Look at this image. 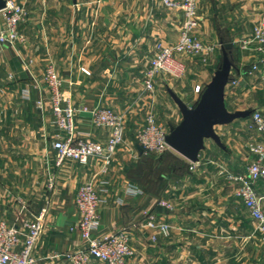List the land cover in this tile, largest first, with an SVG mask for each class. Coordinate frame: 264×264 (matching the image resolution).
Masks as SVG:
<instances>
[{
    "label": "crops",
    "instance_id": "0c3cea01",
    "mask_svg": "<svg viewBox=\"0 0 264 264\" xmlns=\"http://www.w3.org/2000/svg\"><path fill=\"white\" fill-rule=\"evenodd\" d=\"M15 1L27 12L20 27L27 43L6 48L0 55V220L16 226L19 220H32L42 207H48L35 251L36 264H68L46 258L56 250L76 252L85 246L78 232L70 229L79 222L75 199L86 184L95 187L102 201L98 236L122 232L134 251L133 264H162L164 257L182 254L184 249H242L244 225L232 210L231 193L226 190L225 181L219 182L223 179L217 169L219 165L230 170L245 167L248 154L240 145L221 150L205 141L199 161L190 171L188 161L168 151L165 154L172 162L167 165L171 168L169 176H158L136 145L135 133L150 114L156 113L159 102L168 107L169 121L179 124L182 119L178 108L169 105L162 94L165 84L161 79L157 78L150 94L145 93L142 82L155 44H172L178 39L182 23L179 8L168 9L158 0ZM200 1L207 8V15L212 8L220 9L219 3L224 10L234 11L233 16L239 17L244 29L251 30L249 35L239 30L242 40L252 36L264 14V0ZM205 15L201 14V25L206 27V33L208 29L211 44L222 43L213 28L209 30L213 24L205 20ZM197 33L198 38L202 37L201 30ZM221 56L220 49L207 63H184L190 75L186 83L177 86L176 93L183 100L192 99L187 105L197 103L199 94L194 87L209 83V71ZM47 64L54 66L63 82L64 96L79 110L75 128L80 136L101 142L109 136V131L96 128L82 109L108 108L122 115L124 140L106 172H101L98 160L87 165L66 160L60 169L55 167L52 145L61 133L53 125L44 84L43 69ZM227 87L225 106L230 112L228 96L234 89L228 92ZM40 99L43 108L37 109ZM135 152L138 158L134 157ZM180 169H186L188 174L176 177ZM51 180L52 190L48 189ZM128 185L137 186L142 194L127 195ZM257 194L263 198V188L258 187ZM167 195L173 204L170 215L158 207ZM262 205L264 208V198ZM150 212L171 226L168 238L158 236L156 243L150 240L153 233L144 227L145 214ZM245 215L248 217L246 212ZM226 218L232 224L225 230L219 223ZM258 255L255 253L254 264L263 263ZM89 264L101 263L91 260Z\"/></svg>",
    "mask_w": 264,
    "mask_h": 264
},
{
    "label": "built area",
    "instance_id": "2783aa9c",
    "mask_svg": "<svg viewBox=\"0 0 264 264\" xmlns=\"http://www.w3.org/2000/svg\"><path fill=\"white\" fill-rule=\"evenodd\" d=\"M5 1L6 7L0 12V55L6 48L14 49L27 43V37L20 28L25 17L23 5L15 0ZM158 1L168 9L179 8L182 14V23L179 37L174 45L159 44L156 47L145 77V88L148 91L153 89L157 75L165 73L172 77H178L184 70L174 60V55H208L215 49L213 46L204 45L194 35V31L199 25L198 0ZM243 49H252L264 60V14L259 24L254 28L252 36L243 41ZM263 60L253 65L249 70L250 74H258L262 80H264ZM81 72L89 75L86 69H81ZM44 80L49 91L53 125L61 133L52 145L56 153L55 167L60 169L66 160L75 161L79 165H87L91 160H98L101 163V172H106L124 140L122 115L108 108L82 109L81 111L90 115L91 123L96 128L109 131V136L104 142L82 137L75 128V117L79 110L64 96L63 82L52 65L46 67ZM231 83L235 85L234 80ZM194 91L200 95L203 89L196 86ZM37 105L42 108L43 101H38ZM250 118L260 137L264 140V118L257 111H253ZM166 135L156 125L153 117L148 116L145 126L137 135V146L145 153L165 154L172 151L165 144ZM249 150L254 159L249 163L245 174L226 172L225 177L229 182L239 186L237 196L254 221L256 231L264 244V209L261 204L262 198L257 196L255 188L259 182L264 187V145H251ZM196 165L197 163H190V170H193ZM220 174L224 175V172H220ZM100 184L103 185L104 182ZM48 189H54L53 180L49 182ZM101 191L104 192L105 189ZM126 193L130 196H138L142 194V191L137 186L128 185ZM101 203L99 194L92 184L83 185L78 190L75 205L80 219L77 226L72 227L70 231H77L85 246L81 250L67 254L66 259L69 264H89L91 260L103 264H131L133 250L122 232L98 236L101 226L99 214ZM158 207L166 212L172 210V205L165 200L159 201ZM48 212V207L44 206L34 219L19 220L16 226H11L6 221L0 220V264H36L35 251L40 243ZM144 227L152 231L151 241L157 240L158 236L168 238L170 235V226L166 222L159 221L153 212L145 214Z\"/></svg>",
    "mask_w": 264,
    "mask_h": 264
},
{
    "label": "rangeland",
    "instance_id": "374dc122",
    "mask_svg": "<svg viewBox=\"0 0 264 264\" xmlns=\"http://www.w3.org/2000/svg\"><path fill=\"white\" fill-rule=\"evenodd\" d=\"M197 3H198L197 4L198 5L197 6V17L199 18V25H198L197 29L194 31V35L204 45L213 46L215 48L214 51L208 55H202V54H194V55L176 54V55H174V60L177 61L183 67L184 70L182 72H180L178 77H172L168 74L161 73V74L156 76L154 83L158 79H161L162 82H164L165 85L162 89V94L164 95L165 99H167V102L169 103V105L177 108V106L174 104L171 97L169 96L168 90L172 91L176 96H178L176 93L177 91H179L177 86H179L180 84L186 83V80L188 79V76L190 74H188V72L185 70L184 63H186V64H199L200 62L207 63L208 59L212 56V54H214L217 50H220L222 48L223 44H231L232 48H231L230 56H231V62L233 64V68L231 69L230 76H231V79L232 80L234 79V81L236 83L234 85L230 81V83L227 85L228 86L227 87L228 92L232 88L234 89L233 94L230 93V96H228V97H230L229 103H228V108H229V110H231L230 112H232V113L236 112L233 110L237 109V108H240V111H251V113L253 111H257L264 118V80H262L258 74L254 75V74L249 73V70L251 69V67L253 65L258 64L259 62H262L263 59L260 58L257 54H255L252 51V49L251 50L250 49H248V50L243 49V41L244 40H242V38H241V36L243 34L240 36V33H239V30L243 29L244 33L246 35H249L251 33V30L244 29L245 27H243V25L240 24L239 17L233 16L234 11L229 12L228 10H224V8H222L223 5L221 3H219L220 9L215 8L216 9L215 10L214 8H212V10L209 11V15H207V8L205 7V5L201 4L200 0H198ZM26 13L27 12L25 11V15H26ZM202 13L206 14L205 20H208L213 24V25H211V27L209 26V30H210V28L211 29L213 28V31L216 32V37L221 38L222 43H218V41H217V42H215L214 45L211 44V42H210L211 38H210V33H209L208 29H207V33H206L205 32L206 27L201 25L202 24L201 23V21H202L201 20V14ZM225 13H227V15H225ZM180 29H181V27H180ZM199 30H201V33H202V37H200V38H198L199 36H197L198 35L197 32H199ZM245 30H246V32H245ZM179 33H180V31H179ZM252 34H253V30H252ZM213 36H214V34H213ZM250 37L248 36V38H250ZM176 42H174L172 44H164L162 42H157L155 44L154 52L151 54L150 58L148 59V68L145 72V75H144L143 81H142L144 89H145V93L150 94L154 91V88H155V86H153L152 90H150V91L146 90V88H145V77H146L147 71L149 70V63H150L151 59L153 58V56L156 52V47L159 44H162L165 46H172ZM18 47L19 46H17L16 48H18ZM221 60H222V56L219 58L217 65L209 71V76H208L209 82H210L211 78L213 77L214 72L217 70L218 66L220 65ZM48 65H52V64L45 65L43 71H45V69ZM44 82H45V80H44ZM196 86H198V85H196ZM45 87H46V92L48 94V102H49V91L47 89L46 84H45ZM195 87H194V89H195ZM204 87H202L203 90H204ZM199 96L200 95H198L196 97L197 101L199 99ZM179 98L181 99V97H179ZM181 100L186 105L192 103L191 102L192 99H190L189 101H187L186 99H184V100L181 99ZM39 101H42V99H40ZM231 101L234 102V106L231 105ZM37 102H36L37 109H42L43 107L42 108L38 107ZM195 105H196V103L194 105H187V106L188 107H194ZM154 111L156 113L150 114L149 116L153 117L156 125L164 133L169 134V126L168 125L170 124L171 126H175L178 123L176 121L175 122L169 121L170 111L168 110V107L164 103L159 102L158 108L156 107V109H154ZM145 124H146V122H145ZM145 124L139 130H137V132L135 133L136 145H138L137 135L143 129ZM215 132L220 137L222 144L226 148L229 145H240L241 150H244L248 154L246 156L248 158V160L246 161L247 163L245 165L246 168L244 167L245 169L243 168L240 170H235V169L230 170L228 168H223L220 165L217 166L218 173L224 172V175L219 174L220 177H222V179H223L222 182L221 181H219V182L223 183V181H225L227 183L226 184L227 186H225V188H226V190H229L231 193V202L233 205L232 210L236 211V214H238L241 218V225L242 226L244 225V231L245 232H243V235H242L243 240L242 241L245 244V246L242 247V249L233 250V249H230L229 247L224 248L220 245L221 247H217V246L215 247L216 251L212 250L213 249L212 248L208 251L207 250H200L198 252H192L189 249H186V250L184 249V250H182V254H178L179 252H177V255H176V253L170 254L171 258L170 257H168V258L164 257L162 264H191V262L194 264H254L255 253H259V255L257 256V259L261 258L260 260L263 262L262 264H264V244L262 243V241L260 239L259 233L256 231V225H255L254 221L251 219L248 211L243 206L242 201L237 196V191L239 189V186L237 184L229 182L228 180H226V177H225L226 172H231L234 174H245L249 163L254 159V156L250 152L249 147L251 145H264V140L260 137V134L255 129V126H254L251 118L236 120L227 126L216 127ZM206 143L211 144V145L214 144L210 140H207ZM142 153L145 154L144 155L145 162L150 165L151 169L154 170L158 176H160L161 173L164 175H167V176L170 175V173H171L170 169L171 168L168 166L172 162H171V159L168 156H166V154L159 155L156 153H145L143 151H142ZM134 157L138 158L137 152L134 153ZM188 171H190V167H189ZM184 173L188 174V172H186V169L182 170V171L180 169V171H178V175H176V177L184 176ZM258 187L263 188V190H264V187H263L262 183H260V182L256 184V187H255L256 190ZM257 196L259 198H262L258 194H257ZM164 199H165V201H168L171 205H173L171 200H170L171 198L168 195ZM262 203H263V198L261 200V204ZM262 207H263V205H262ZM245 212L247 213L248 217H246ZM165 213H168V212L165 211ZM167 215H170V213H168ZM163 216H165V215L161 214V217H163ZM25 221H28V220H25ZM219 224H220L219 226H221L223 229L226 230V227H228L229 224H232V222H231V220L228 221V219L226 218V219H222V221ZM170 228H171V226H170ZM170 231H171V229H170ZM224 232H226V231H224ZM41 238H42V236H41ZM163 239H166V238H163ZM232 240H236V239L233 238ZM158 241H159V239L157 238V240L152 241V242L156 243ZM37 247H39V246H37ZM258 247H260L259 249H261V250H258ZM36 250H37V248H36ZM69 253L70 252H63V251H57L56 250L46 259H50L51 261L52 260L53 261L54 260L67 261L66 256ZM260 253H261V256H260ZM191 254L193 255V257H191ZM134 257H135V254L133 251V257L131 259V264H133L132 260ZM178 260H179V262H178ZM67 263L69 264L68 261H67ZM99 263H101V262H99ZM101 264H103V263H101Z\"/></svg>",
    "mask_w": 264,
    "mask_h": 264
},
{
    "label": "water",
    "instance_id": "95a60500",
    "mask_svg": "<svg viewBox=\"0 0 264 264\" xmlns=\"http://www.w3.org/2000/svg\"><path fill=\"white\" fill-rule=\"evenodd\" d=\"M6 7V1L0 0V12ZM231 44H223L222 60L214 72L210 82L204 87L194 107H188L172 91L168 90L174 104L177 106L181 121L176 126L169 127L165 144L177 155L195 164L199 154L205 148V141H212L219 149L225 150L215 128L227 126L236 120L251 116V111L229 112L225 106V89L231 81ZM139 152L142 150L138 148Z\"/></svg>",
    "mask_w": 264,
    "mask_h": 264
},
{
    "label": "trees",
    "instance_id": "16d2710c",
    "mask_svg": "<svg viewBox=\"0 0 264 264\" xmlns=\"http://www.w3.org/2000/svg\"><path fill=\"white\" fill-rule=\"evenodd\" d=\"M231 57V56H230ZM231 81H232V79H231ZM188 167V166H187Z\"/></svg>",
    "mask_w": 264,
    "mask_h": 264
}]
</instances>
